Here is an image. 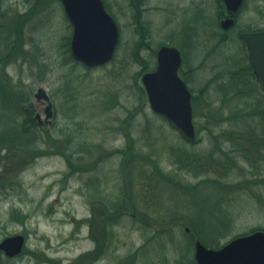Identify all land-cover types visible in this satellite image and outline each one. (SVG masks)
<instances>
[{"label":"rangeland","instance_id":"1","mask_svg":"<svg viewBox=\"0 0 264 264\" xmlns=\"http://www.w3.org/2000/svg\"><path fill=\"white\" fill-rule=\"evenodd\" d=\"M35 1L0 0V27L15 24L17 15L31 10ZM104 1L118 22L120 40L114 59L95 69L66 61L64 39L71 41L73 28L62 3L49 1L43 11H34L24 26V42L15 50L0 30V59L7 64H0V74L6 71L17 86L15 91L28 100L24 106H32L35 119L40 114L41 125L51 133L50 145L41 142L36 149L54 151L38 158L23 173L14 174L13 181L5 182L7 190L0 188V242L18 234L26 238L24 252L14 260L3 259L1 264H52L47 260L60 264H197V240L220 249L233 239L264 231V161L251 164L235 152L231 157L236 163L224 164L220 176L217 169L224 159L214 149L222 140L216 143L203 130L218 120L207 118L208 112L222 107L225 115L233 111L235 103L221 105L224 94L220 85L233 90L228 76H219L217 82L213 79L247 65L246 51L237 36L244 30L264 29V0H245L237 25L227 32L220 25L222 18L217 21L216 0H143L141 22L147 43L156 50L141 52L147 64L144 70L133 56L139 36L130 2ZM221 36H226L227 42L211 53ZM163 43L181 50L180 69L189 74L194 143L186 142L149 104L142 79L157 69L156 54ZM208 84L210 89L203 93ZM39 87L46 89L53 103L50 126L45 124L46 103L35 98ZM256 95L260 99V94ZM10 102L8 98L6 103ZM251 125L228 122L214 132H248ZM249 133L254 139L258 132ZM131 144L156 163L159 170L155 176L154 166L145 161L138 162V169L126 165L121 150ZM222 146L225 151L232 148L229 143ZM62 150L67 157L76 151L80 154L72 155L70 165ZM211 152L214 169L196 175V159ZM206 180L210 183L196 186ZM211 181H216L215 186ZM127 191H133L136 213L127 210L114 228L117 237L105 256L94 261L92 256L84 257L96 248L84 222L91 217L92 204L100 208L106 200H125ZM13 211L26 219H14ZM146 212L156 215L147 217L155 223L150 230L141 229L139 215ZM189 216H195L204 229L201 239L184 237L185 226H179Z\"/></svg>","mask_w":264,"mask_h":264},{"label":"trees","instance_id":"2","mask_svg":"<svg viewBox=\"0 0 264 264\" xmlns=\"http://www.w3.org/2000/svg\"><path fill=\"white\" fill-rule=\"evenodd\" d=\"M49 1L59 2L62 0H36L31 10L26 12L23 15H17L15 24L7 27H0L1 31L4 32V38L8 41L11 48L14 50L17 49L18 46H21L24 42L23 38V30L26 23L32 17L34 11H43L45 6L49 3ZM131 5V9L133 11L134 23L138 29L137 34L139 36V40L135 46V50L133 56L138 63L143 66V70L147 68L146 60L142 57L141 52L145 49L150 50L151 52H155L156 50L152 48V46L147 43V33L145 28L141 22V15L143 10V0H128ZM217 8H218V19L217 21L223 17L222 13L225 11V5L222 0H216ZM47 3V4H46ZM1 33V32H0ZM227 42L226 36H221L219 43L215 45L211 53L215 51H219L221 44ZM165 45V43L161 44V46ZM64 48H66V54L68 58L67 62H73L75 65L80 64L76 61L70 50V38L64 39ZM209 54L207 55V57ZM7 60V59H5ZM3 62V63H2ZM246 62V57H245ZM6 66L7 64L4 60L0 59V64ZM83 66V65H82ZM85 67V66H83ZM86 68V67H85ZM89 69V68H87ZM90 70V69H89ZM140 76V74H139ZM228 76L231 84L229 87L233 90L229 91L228 86L220 85V91L224 94V98L221 101L222 106H227L228 104H234L233 111L229 115H225L222 111V108L215 109L216 111L208 112L206 115L207 118L217 117L216 123L210 127V125L203 128L204 131H208L210 137L214 138L216 143H219L217 139L222 140L221 144L216 147L214 151L219 154L224 160L219 161L221 164V168L217 169V174L220 176L224 170L225 165L231 163L235 164L236 162L234 158H232V154L242 153L241 157L243 160L258 164L260 161H264V91L261 89L260 84L257 82L256 78L252 74V69L249 65L242 67L239 71L237 70L234 73H223L218 75L213 81L220 80V77ZM210 85L205 86L202 91L206 92L207 89H210ZM17 86L12 83V78L8 76L6 71L3 69L0 74V188L3 191L7 190L5 186V182L13 181L12 176L14 174H21L26 169L29 168L38 158L47 155V153H51L48 149H36L39 143H46L48 146L51 142V133L49 132L47 126L38 124L37 120L34 117V111L32 110V106L27 107L24 106L28 100L23 99V96L15 91ZM257 93L260 94V99L257 98ZM11 95V96H8ZM8 98L12 99V102L6 103ZM243 106V108H241ZM197 111V109H196ZM244 123L250 122L251 125L249 131H257L255 133V138L253 139L250 136L249 131L246 132L243 129L239 130H223L220 131L219 134H215V129L222 127L225 123ZM255 124V125H254ZM172 125V124H171ZM173 126V125H172ZM253 126V127H252ZM174 127V126H173ZM175 128V127H174ZM176 129V128H175ZM186 142L194 143L195 141L188 140L183 136ZM197 143V142H196ZM229 143L232 148L230 151H225L222 144ZM57 147V146H56ZM233 147H237V149H233ZM58 151V150H57ZM61 154L65 156V158L69 161L70 165H72V155H78L80 152L76 151L67 157L64 154V150H62ZM122 155L126 159V165H132L134 168L138 169V162L145 161L147 164H151L154 166V176L157 174L158 166L154 163L150 157H145L142 153H139L135 150L133 144L128 145L125 149L121 150ZM236 152V153H235ZM54 153V151H53ZM214 153L211 152L206 159L207 164L204 162V159H200L199 161L196 159V162L199 163L198 168H196V175L209 173L208 170L214 169V164H212ZM239 156H237L238 158ZM263 157V158H262ZM83 159V157H80ZM147 161V162H146ZM224 162V163H223ZM129 163V164H128ZM140 166H142L140 164ZM234 166V165H233ZM232 167V165H231ZM230 170V169H229ZM199 172V173H198ZM72 174L74 172H71ZM230 173V172H229ZM153 177L152 179H154ZM171 181V180H169ZM125 182V180H124ZM210 183L209 180L203 181L202 183L196 186L207 185ZM211 183L215 186L216 181ZM162 184V182H161ZM241 187V185H240ZM196 188V187H195ZM1 190V189H0ZM189 191V190H187ZM133 194V191H132ZM132 194L125 193L124 198H120L117 201H104L101 204L100 208L96 206V204H92L91 207V217L88 220H84L90 227V238L96 243V248L90 254H87L84 257L92 256V261L105 256L107 251L111 248L115 238L117 237V233L114 231V228L119 225L122 218L124 217L127 210L132 209L134 213H136V202L133 198ZM134 199V200H133ZM14 219L24 217L26 219V215L17 216L19 212L13 211ZM152 213V214H151ZM141 219V229L150 230L152 226L155 224L153 220H148L147 217L156 218V215L153 212H146L139 215ZM168 218V217H167ZM24 221L23 219H21ZM156 220V219H154ZM185 228L183 229V227ZM184 230L186 240L194 241V237H198L201 239L203 237L204 229L201 228L199 221L196 220L195 216H189V219L179 226ZM186 228L190 230V233H187ZM165 230L159 232L164 233ZM206 233V232H205ZM185 240V241H186ZM204 242V241H203ZM176 245V243H175ZM178 245V244H177ZM180 248L181 246L178 245ZM219 248V247H218ZM189 260V259H187ZM185 260V261H187ZM52 264H60L61 262H53V260H47ZM184 261V262H185ZM191 262H193L191 260ZM76 263V262H75ZM179 263H183V261H179ZM74 264V263H73Z\"/></svg>","mask_w":264,"mask_h":264},{"label":"water","instance_id":"3","mask_svg":"<svg viewBox=\"0 0 264 264\" xmlns=\"http://www.w3.org/2000/svg\"><path fill=\"white\" fill-rule=\"evenodd\" d=\"M244 0H223L228 11L236 12ZM64 11L73 26L71 52L75 60L94 68L111 62L120 40L119 26L108 13L103 0H62ZM233 19L222 22L229 29ZM249 60L258 83L264 90V31L243 33ZM157 70L143 75L149 104L153 112L165 116L185 137L196 139L192 94L179 76L181 52L163 46L157 54ZM35 98L46 102L45 124L50 126L54 117L53 103L46 89L39 87ZM36 119L42 124L41 115ZM189 232L190 230L187 229ZM26 245L23 235H14L0 243V262L3 254L14 258L22 254ZM197 264H264V231L233 239L220 249H211L196 242Z\"/></svg>","mask_w":264,"mask_h":264},{"label":"flooded vegetation","instance_id":"4","mask_svg":"<svg viewBox=\"0 0 264 264\" xmlns=\"http://www.w3.org/2000/svg\"><path fill=\"white\" fill-rule=\"evenodd\" d=\"M244 3H245V1H244ZM244 3L242 4V6L236 11V12H230V11H228V9H227V7L225 6V12H224V14H223V17H222V19L220 20V25L222 24V21L223 20H226V19H233L234 20V23L231 25V27L229 28V29H227V30H224L225 32H227V31H230L232 28H234L236 25H237V21H238V15L241 13V10H242V8H243V6H244ZM195 19H196V17H195ZM264 29H258V30H244V31H241L239 34H238V39L242 42V44H243V47H244V50L246 51V63H247V65H249L250 67H251V64H250V60H249V55H248V50H247V46H246V44L241 40V38H240V36L243 34V33H257V32H260V31H263ZM193 36H194V39L196 40V29H193ZM166 46H173V45H170L169 43L168 44H165ZM164 45V46H165ZM173 47H176L180 52H181V50L177 47V46H173ZM160 48H158V50H159ZM158 50H157V53H158ZM181 54H182V52H181ZM157 55V54H156ZM183 56V55H182ZM251 69H252V67H251ZM252 74L254 75V77H256L255 76V74H254V72H253V69H252ZM179 75H180V77L183 79V81L185 82V84L187 85V87H188V89H189V91L191 92V88H190V86H189V78H188V73H184L181 69H180V71H179ZM261 89H262V87H261ZM263 90V89H262ZM264 91V90H263ZM192 94V93H191ZM192 99H193V95H192ZM187 233H190V232H187ZM196 243V242H195ZM16 258H18V257H15V258H9V257H3V259H8V260H14V259H16ZM3 259H2V261H3ZM2 263V262H1ZM0 263V264H1Z\"/></svg>","mask_w":264,"mask_h":264}]
</instances>
